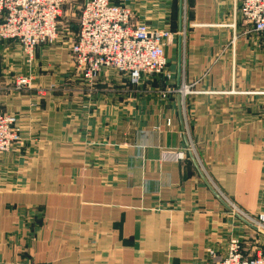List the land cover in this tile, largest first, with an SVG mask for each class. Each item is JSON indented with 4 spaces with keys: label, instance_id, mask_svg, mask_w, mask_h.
Returning <instances> with one entry per match:
<instances>
[{
    "label": "crops",
    "instance_id": "0c3cea01",
    "mask_svg": "<svg viewBox=\"0 0 264 264\" xmlns=\"http://www.w3.org/2000/svg\"><path fill=\"white\" fill-rule=\"evenodd\" d=\"M240 4L132 0L135 23L172 32L165 82L190 92L160 101L153 90L164 81L146 78L116 126L103 95L79 97L70 127L65 105L53 102L62 95L39 91L58 79L57 45L36 48L33 88L17 92L14 75L28 71L15 42L0 44V112L20 117L23 133L0 153V264H203L209 250L223 255L244 222L214 195L189 146L236 211L264 213V32L242 19Z\"/></svg>",
    "mask_w": 264,
    "mask_h": 264
},
{
    "label": "built area",
    "instance_id": "2783aa9c",
    "mask_svg": "<svg viewBox=\"0 0 264 264\" xmlns=\"http://www.w3.org/2000/svg\"><path fill=\"white\" fill-rule=\"evenodd\" d=\"M67 1L0 0V44L17 42L31 58L35 47L57 39L59 18ZM131 3L132 0H84L79 31L71 47L85 79L93 80L104 69H115L128 74L132 83H139L145 75L166 71L165 46L171 33L133 22ZM239 13L255 31L264 32V0H241ZM28 82L19 77L16 84L21 88ZM181 92H190L188 86L182 85ZM15 125V116L0 115V153L9 151ZM178 156L173 158L177 160ZM243 216L253 225L256 223ZM203 264H264V257L261 252L246 254L240 241L231 239L223 255L209 250Z\"/></svg>",
    "mask_w": 264,
    "mask_h": 264
},
{
    "label": "rangeland",
    "instance_id": "374dc122",
    "mask_svg": "<svg viewBox=\"0 0 264 264\" xmlns=\"http://www.w3.org/2000/svg\"><path fill=\"white\" fill-rule=\"evenodd\" d=\"M83 4H84V0H68L67 3H65L64 5V9H63V13L61 17L59 18V24H58L59 28H58L57 39L51 42H46V43L41 44V45H46V44L57 45L58 49L56 50L58 51L60 49L59 50L61 54L60 57H62V54H63L64 59L62 60L61 64L56 66V63H53L54 67L50 69V71L52 72V75L54 77H57L58 79L53 81L54 84H51L48 87H40L39 91L41 93H47V94L54 93L57 95H62L61 99L59 100L55 99L53 100V102L59 105L61 104L65 105V108H66L64 110L66 113L65 119L68 120L70 127H73L72 120H73V117H75L74 110H73L74 105L84 101L83 98H79V97H87L89 92H92L94 94L98 93L101 96L103 95V97L105 96L104 99L107 98L106 107H107V111H109V109L111 111L110 118L114 126L119 125L122 120L123 122L124 120L126 121V109L127 108L129 110H135L136 103H137L135 100V97H136V93L138 90V86L146 78L147 79L161 78L164 81L162 85H158L153 90L155 92L156 97L160 101H166L169 95L174 94V92L177 93L181 99L182 86L173 88L170 86V84L168 83L166 84L165 82L166 80L171 78V75L168 72V70L161 73L160 75H152V76L145 75L139 83H132L128 74L116 71L115 69H104L103 72H101L93 80L85 79L83 75L80 73V71L78 70L76 57L73 54L72 47H71L79 31L80 15H81ZM132 13H133V9H132ZM132 18H133V15H132ZM152 29L169 31L172 36V32L170 30L157 29V28H152ZM169 41L167 42V45L165 46V48L168 46ZM5 42H13V41H5ZM15 44L19 46V51L18 50L15 51L16 53L15 55L17 57L16 62L18 61L22 62V64L25 65L28 73L25 74L23 72L22 73L20 72V73H17V75H14L13 81H12V89L17 92H21V91L23 92V91H27L33 88L32 84H33L34 77H35L34 71H35V65H36L35 53H36V48L41 45H38L37 47H35L32 57L30 58L28 54L26 53V51L21 47L19 43L15 42ZM165 53H166V49H165ZM166 68H167V65H166ZM102 73H105V77L103 78V79L106 78L105 80H101L102 77L100 76ZM19 77L26 78L29 81L28 82L29 84H26L22 86L21 88H18L16 81ZM101 83L103 84L100 85L99 87V84ZM98 91H101V93H99ZM131 96L133 97L131 98ZM108 103H110V105ZM94 106L97 108L98 111H104V108H105L104 105L97 103V104H94ZM263 109H264V103L261 107V114L264 117ZM0 115H13L16 117V125L15 127H13V138H12L11 147L9 149V151H11L14 149V147L19 142H22L23 140V136H22L23 133H22L21 125H20V117H18L14 113H9V112H0ZM108 118L109 117H107V119ZM128 122L130 124H134L135 119L129 116ZM166 123L167 125L169 124V119L166 120ZM170 124H171V121H170ZM155 130H157L158 132H161L159 126H156ZM96 148H100V147H96ZM102 149H104V153L108 152L106 151L105 148H102ZM189 149H190V152L193 153V150L190 146H189ZM2 153H5V152H2ZM162 154L165 155L166 158H170V159L179 155L178 152H172L168 148H164ZM215 190L217 191V189ZM223 199L226 201V203H228L231 206L232 210L230 211L232 212L234 217L236 216L237 213L243 216L242 213H239L238 211L234 209L232 204L229 203L227 199L225 198ZM243 217L245 218V216ZM248 217L256 221V223H254V226H256L257 229H254L253 227L247 225L246 223L241 224L243 227V231H241L242 233L241 236L235 235L231 239H238L242 246L244 244L245 248L249 249L250 252H252L251 254L246 253V249L243 246L246 254L253 255V254H257L258 252H261V255L264 257V213H260L259 215L251 216V217L248 216ZM229 241L227 245L229 244Z\"/></svg>",
    "mask_w": 264,
    "mask_h": 264
},
{
    "label": "water",
    "instance_id": "95a60500",
    "mask_svg": "<svg viewBox=\"0 0 264 264\" xmlns=\"http://www.w3.org/2000/svg\"><path fill=\"white\" fill-rule=\"evenodd\" d=\"M179 101H180V99H179ZM190 156H191V158H192V160H193V162H194V165H195L196 169L198 170L199 174H200L201 177L204 179V181L208 184V186L210 187V189L212 190V192L214 193V195H215V196H216V197H217V198H218V199H219V200H220V201L226 206L227 209L232 210L231 206H230L228 203H226V201L223 199V197L220 195V193H218V192L214 189V187H212V185H210L208 179H207L206 176L203 174V172H202V170H201L199 164L197 163L196 158H195V156L193 155V153L190 152ZM236 216H237L241 221H243L244 223H246L247 225L253 227L254 229H257L256 226H254L253 224H251L248 220H246V219H245L243 216H241L240 214L237 213Z\"/></svg>",
    "mask_w": 264,
    "mask_h": 264
}]
</instances>
